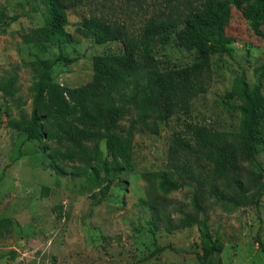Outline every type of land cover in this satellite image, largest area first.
Returning <instances> with one entry per match:
<instances>
[{
  "label": "rangeland",
  "instance_id": "rangeland-1",
  "mask_svg": "<svg viewBox=\"0 0 264 264\" xmlns=\"http://www.w3.org/2000/svg\"><path fill=\"white\" fill-rule=\"evenodd\" d=\"M151 1L88 0L68 9L64 29L73 39L57 45L27 40L30 30L42 25L38 0H0L8 17L18 15L0 27V83L13 78L11 96L0 88V264H202L207 260L208 247L195 226L169 230L163 221L162 213L174 223L180 209L191 211L190 188L183 186L162 197L143 174L166 168L172 133L186 137V123L224 131L236 128L239 101L226 98L225 92L240 73L250 85L254 83L253 68L264 62V39L232 5L219 7V23L231 41L227 54L208 58L205 90L192 99L188 110L159 122L156 133L135 132L131 169L106 170L109 186H104L97 161L91 162V169L76 160L54 161L53 142L27 139L6 125L8 118L18 120L30 111L35 59L47 61L53 80L73 87L89 80L94 54L118 47L77 35L74 24L82 16L98 13L125 20L134 29L142 20L138 6ZM259 27L264 32V13ZM155 56L165 64L182 65L194 54L168 44L157 47ZM99 147L105 157L103 142ZM255 157L264 167V153ZM206 210L209 230L222 243V264H264V194L255 207L210 199Z\"/></svg>",
  "mask_w": 264,
  "mask_h": 264
},
{
  "label": "trees",
  "instance_id": "trees-1",
  "mask_svg": "<svg viewBox=\"0 0 264 264\" xmlns=\"http://www.w3.org/2000/svg\"><path fill=\"white\" fill-rule=\"evenodd\" d=\"M87 1L38 0L42 25L31 29L27 40L57 45L71 41L72 34L64 29L67 10ZM225 3L239 10L254 34L264 39L259 27L264 0H152L145 7L138 6L142 20L134 29L125 20H110L98 13L82 16L74 24L77 35L118 47L94 54L89 80L73 87L53 80L47 61L35 59L30 111L18 120L8 118L6 125L23 132L27 139L53 142L54 161L76 160L89 169L97 161L104 186H109L106 170L121 173L131 169L133 134L156 133L159 122L188 110L192 99L205 90L208 58L229 52L231 40L218 19L219 7ZM17 16L8 17L0 6V27ZM168 44L192 51L193 60L182 65L158 60L156 48ZM253 73V84L240 73L225 92L226 98L239 101L233 131L186 123V137L172 133L166 168L143 174L162 197L183 186L190 188L191 211L180 209L181 216L174 223L162 213L163 221L169 230L196 227L209 250L202 264H222V243L213 237L207 222L209 200L255 207L264 194V167L255 157L259 151L264 153V62ZM12 84V77L2 81V92L11 96ZM99 142H103L105 157H101ZM150 206L157 209L153 202Z\"/></svg>",
  "mask_w": 264,
  "mask_h": 264
}]
</instances>
